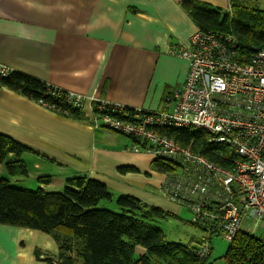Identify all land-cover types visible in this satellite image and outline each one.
Segmentation results:
<instances>
[{"label":"crops","instance_id":"obj_1","mask_svg":"<svg viewBox=\"0 0 264 264\" xmlns=\"http://www.w3.org/2000/svg\"><path fill=\"white\" fill-rule=\"evenodd\" d=\"M181 1L0 0V68L85 98V121H75L0 87V134L30 149L21 157L30 182L61 192L67 180L90 177L114 197L131 195L175 213L178 205L160 190L164 177L152 183L143 175L153 157L129 151L131 142L120 134L94 128L92 102L172 110L171 96L182 89L188 63L170 52L188 45L197 30ZM196 1L229 7V0ZM39 177L50 183L38 185ZM35 249L57 253L42 232L0 225V264H48Z\"/></svg>","mask_w":264,"mask_h":264},{"label":"built area","instance_id":"obj_2","mask_svg":"<svg viewBox=\"0 0 264 264\" xmlns=\"http://www.w3.org/2000/svg\"><path fill=\"white\" fill-rule=\"evenodd\" d=\"M236 42L231 35L197 29L188 45L170 52L188 63L170 112L94 101L92 125L133 140L128 147L133 153L172 163L160 190L187 207L192 225L207 238L223 235L231 242L245 233L264 243V50L240 55ZM7 72L0 68L1 75ZM66 93L68 102L82 110L85 98ZM173 129L203 132L210 143L226 146L229 164L217 166L191 143L181 145L166 134ZM209 239L198 245L200 258L212 253Z\"/></svg>","mask_w":264,"mask_h":264},{"label":"trees","instance_id":"obj_3","mask_svg":"<svg viewBox=\"0 0 264 264\" xmlns=\"http://www.w3.org/2000/svg\"><path fill=\"white\" fill-rule=\"evenodd\" d=\"M262 4L264 0H229L225 10L196 0L181 1L197 29L235 37L240 55L264 50ZM0 87L36 103L43 102L49 110L65 118L85 121L82 110L68 102L65 91L33 77L8 71L5 76L0 74ZM166 134L181 145L191 143L195 152L217 166L226 167L230 162L229 149L210 143L203 132L173 129ZM27 152L30 149L0 134V165L10 178L27 176L21 159ZM151 166L164 173L173 169L172 163L161 159H153ZM8 176H0V225L36 230L50 236L57 246L55 255L34 250L36 258L43 256L48 264H207L211 256L204 259L197 255L203 239L195 246L165 240L163 231L154 223L170 218L169 212L131 195L114 197L96 179L76 176L65 182L61 192H49L40 186L36 190L13 187ZM37 182L48 185L50 179L39 177ZM102 202H115L117 211L107 210L100 205ZM138 247L144 252L136 256ZM223 259L226 264H264V243L257 236L236 234Z\"/></svg>","mask_w":264,"mask_h":264},{"label":"rangeland","instance_id":"obj_4","mask_svg":"<svg viewBox=\"0 0 264 264\" xmlns=\"http://www.w3.org/2000/svg\"><path fill=\"white\" fill-rule=\"evenodd\" d=\"M121 138L125 139L123 137ZM149 157L151 156L149 155ZM149 169L152 172L149 170L147 174H143V175L147 179L150 178L152 183H154L156 178H159L160 180L161 179L160 175L162 177L164 176V172H160L158 169L155 170L152 166H150ZM149 172H151L152 174H150ZM0 176L2 177L8 176V174L4 173V174H0ZM26 177H22L18 179L23 182H20L10 177L8 179L10 180L11 185L13 187L27 189V190H36L39 186H37L35 182H30V180H28ZM14 181H16V183H13ZM146 188L151 189V185H147ZM152 192H154V194L157 195L154 189L152 190ZM117 196L118 195H116V197ZM159 197L165 199L162 194L161 196L159 195ZM100 205L102 207L105 206L107 210H112L113 212L117 211L115 202L113 204L109 202H102ZM172 207L175 209V213L174 214L171 213L172 216L170 218L158 220L157 222L154 223L157 227H159L163 231L165 240L167 242L179 243L182 245L193 244L195 246L198 241L202 239H207V237L209 236L207 232L192 225L191 223L192 215L191 212L187 209V207L179 206V205L177 207L174 206ZM208 242H209V246L212 248V253L211 256L207 259V264H226L223 259V256L230 244V241L227 240L223 235H211V238L209 239ZM135 254L136 256L138 255L137 253Z\"/></svg>","mask_w":264,"mask_h":264}]
</instances>
